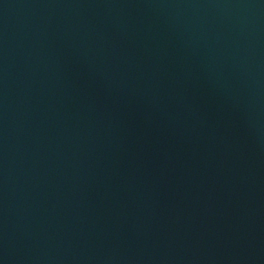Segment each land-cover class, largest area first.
<instances>
[{
	"label": "water",
	"instance_id": "95a60500",
	"mask_svg": "<svg viewBox=\"0 0 264 264\" xmlns=\"http://www.w3.org/2000/svg\"><path fill=\"white\" fill-rule=\"evenodd\" d=\"M0 264H264V0H0Z\"/></svg>",
	"mask_w": 264,
	"mask_h": 264
}]
</instances>
